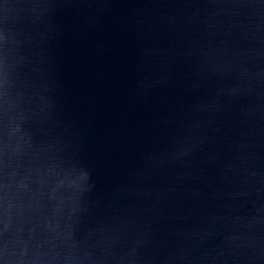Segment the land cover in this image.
Returning a JSON list of instances; mask_svg holds the SVG:
<instances>
[{
	"label": "water",
	"instance_id": "obj_1",
	"mask_svg": "<svg viewBox=\"0 0 264 264\" xmlns=\"http://www.w3.org/2000/svg\"><path fill=\"white\" fill-rule=\"evenodd\" d=\"M0 264H264V0H0Z\"/></svg>",
	"mask_w": 264,
	"mask_h": 264
}]
</instances>
